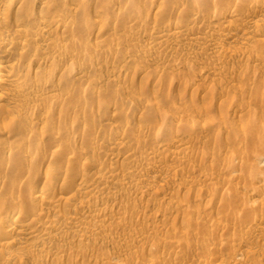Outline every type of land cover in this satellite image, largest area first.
Wrapping results in <instances>:
<instances>
[{"label": "bare ground", "instance_id": "obj_1", "mask_svg": "<svg viewBox=\"0 0 264 264\" xmlns=\"http://www.w3.org/2000/svg\"><path fill=\"white\" fill-rule=\"evenodd\" d=\"M96 1L100 2V0ZM251 1L250 5L245 3L249 6V9H259L260 6L262 7L264 4V0ZM90 3H92V0ZM88 4L89 3H87L86 0H0V119L3 120L0 127L3 130H0L2 131L1 134L3 133L6 137L11 135L9 132L10 128H18L25 132V136L23 138L21 137L19 147L14 144L0 146V264H28V260H31L30 264H54V261H58L63 255H67L68 250L72 249L71 246L74 244L84 242L90 244L94 241L96 242L97 238L101 240V238L106 235V226L108 228L109 226L113 227L110 224L111 221H113V223H115L114 221H117L116 223L119 225V228L120 226L122 227V225L124 226L125 223H123L122 220H124L126 216L128 217V214L126 215V209H129L124 207L126 209L123 210L122 206L119 208V204L121 205L119 199L122 200L124 197L134 199L138 197L140 198L138 201L143 199L145 201L146 196L154 195L157 197H154L157 199L156 202L160 201L161 203L168 199H174L175 192L177 191L174 190L175 192H172L166 186H162L163 182L159 188L157 186L160 185H156L155 182L162 179L165 180L166 177H168L167 180H169L170 177L172 179L179 174L185 175L187 169L185 168L186 165L184 166V162L187 161V159H190L195 153L198 155L199 153L202 154L203 151H189V148L181 147L180 145L184 144L188 140V135L193 132H198L203 136L204 134H208L209 130L210 132L212 130L210 129L212 124L208 121L209 117L205 118L201 115H192L185 118V114H183L184 112L182 114H180V112L177 115L174 113V123H178L176 125H179L180 127H176L180 128L181 130H179L181 132L178 130L180 133L177 132L179 134L176 137V134H173L175 137L174 139H171L173 137L169 138L168 136L167 139H171L170 143L172 145H166L167 143L163 145L161 143V136L158 134V136L156 135L153 139L147 135L146 137L151 140H146V145H149L150 147L152 146V148H149L150 150H146V148L145 150L144 148L141 150L132 145L134 140L133 142H130L127 131L118 126V123L116 124V122L112 121V117L108 118L107 115L103 117H91V111H93L95 107L89 104V102H84L83 99H81L83 96L82 94L79 95L77 92L73 93L72 89L71 91H65L62 88L65 92H62L63 90L59 91L61 90L60 87L65 85L66 80L73 77L78 83H87V93L89 95L94 96L96 94V96H99L105 93L106 84L114 85L115 81L118 83V80L121 81L120 79L124 74L120 73L122 74L120 75L121 78L118 74L116 75L114 73H109L105 77L102 75L103 79L101 81H99L100 79H98V81H92V79L90 80L88 78L87 72L91 69H95L96 71H99V73L102 72L103 68L99 66L97 57L105 54L106 50L104 47L110 43L108 41L109 36L106 37L107 35H104L106 32L102 30L104 24L103 20L100 18L103 17H100L99 19L95 18V21L91 25L92 27H90H97V29H100V33H103L102 35H97L94 55L86 57L84 59L85 61H81L82 63H80L79 58L76 61L75 58L78 53L75 51V48L78 47L77 45H79L82 40L80 35H77V32L82 29V27H79L75 16L81 10L85 11L84 8L88 6ZM151 5L153 4L151 3ZM228 5L229 4L227 3L224 7L220 6L221 8L219 10H223L224 12H222V14L230 20H227L228 22L225 20L226 23L223 24H216L215 18L217 16H212V12L208 15H203V12L206 10L202 12L198 3L189 10L187 9V6L186 8L181 3L178 4L176 6L178 12L184 10L188 12L190 16L188 17L190 18L188 20L190 27L189 25H186L188 22L184 23L185 20L181 21V19L177 18V20L169 22L155 23L154 30L150 33L147 32L148 34L136 33V35L131 37L128 36L133 41L137 40L145 42V48L144 50H141L142 48L140 49V47L129 46L126 48V54H124L123 58L121 57V60L115 59L117 61L114 62V65L118 64V62L119 64L125 65L131 60L134 63L137 61L138 63L148 62L152 57L157 58L161 54L164 55V53L175 54V56L176 54H179L180 57L181 55L190 56L189 54L192 55V53L196 52L198 49L200 50V48L202 49V47L206 48V52H204L205 56H211L214 58L228 56L241 60L244 59L249 45H253H251L250 42L253 43L254 41H258V43H264V35L258 32V28L264 25V17L258 20L248 16L243 17L241 15L242 13L240 14L241 11H237V6L239 5L238 1L237 3H231L230 6ZM211 7L206 8L210 9ZM239 7L241 8V4ZM161 8L159 11L162 10ZM171 9L172 8H170V10ZM120 15L121 13L116 14L111 21L110 19L109 21L118 22ZM209 15L211 17L206 18ZM106 26H108V24ZM192 26L200 27L201 31L197 33H194L192 29V31H190ZM108 29V33L110 31L112 32L110 27ZM258 43L256 42V44ZM182 44L184 45L181 46ZM115 46L112 48L114 51L122 49L119 44ZM177 46L180 48H177ZM236 46L239 47L238 49L241 53L237 50H232V47L234 48ZM194 55L196 56V54ZM197 57L198 56L193 59L195 60ZM245 59H247V57ZM162 61H165V59L160 60L158 63L160 64ZM259 61L264 63V59ZM164 63L165 62H163V64ZM147 64L148 63H146V66ZM138 66L141 67L140 65ZM115 67H117V65ZM147 67H149V65ZM172 67H175L174 69L178 68L174 65ZM218 69L211 70L210 68L206 70L207 76H214L218 72L222 73V69L220 71ZM169 72H167V74H169ZM131 75L127 72V74L123 76L124 80L122 81H130V79H132ZM133 76L135 77V75ZM50 78H56L58 83H52ZM134 79L135 78L132 80ZM197 81L199 80L197 79ZM193 82L196 81L194 80ZM168 94L167 91L164 93L165 96ZM223 95L225 96V94ZM144 97L146 98V96H142V94L137 95L136 93L133 100L137 101L136 103H141L143 101L147 102L149 99L145 100ZM117 101L108 99L106 101L107 106L103 107L105 108L104 111H119L121 107L118 104L119 101ZM151 101L157 102L152 99ZM152 102L150 103L153 104L154 102ZM104 104L101 106H104ZM243 110L241 109L239 112H242L241 114H246ZM62 112L71 116L74 123L82 125V129L75 131L72 126H67L60 118L57 124H55L56 120L54 119V115H59L60 117ZM145 124V121L142 122L141 120L136 125L140 130L146 128L147 125L145 126ZM256 125H261V129L264 130V118H262V116L250 115L247 118V122L245 124H239L237 128L240 133L244 134V136H248ZM7 127L10 128L7 129ZM52 127L55 128L53 129ZM93 127H97L99 131L95 133ZM47 129L53 130L48 133L49 131ZM133 129L132 125L131 130L133 131ZM128 130H130V128ZM136 130L138 129L135 128V131ZM133 134L136 135L135 132ZM138 134L135 136L136 140L146 142V138H141ZM141 135L143 136V134ZM44 138H49L52 143L50 142L51 144L48 146L46 145V147H44L45 144L42 146L43 144L41 145L40 141ZM137 141H135V145L138 143L141 145V142ZM150 142L156 146L153 147V145H150ZM142 145L141 147H143ZM91 152L94 154L96 153L99 158L103 159V161L99 158L97 161L94 157L93 161L95 163L90 161L91 158L89 156ZM138 153L142 155V159L136 161L137 156H139ZM160 154H167L171 159L177 161V164L158 165L161 162H157V164L155 161ZM216 156L217 154L213 149V152L210 151L203 157L209 159L216 158ZM88 157V162L90 164H86L85 162ZM229 158L226 159L229 161ZM82 159H85V166L82 165L84 164L82 163ZM121 160L125 163L127 162V166L129 163H135V165H137L126 169L127 166L125 165V167ZM234 160L237 161L236 164L239 163L240 165L244 162L242 156H238L236 159L234 158ZM256 160L261 169V173L258 172L260 177V180L258 181L260 182V185L258 184V189L260 188L264 190V171H262L264 169V154L258 155ZM118 161H120V163ZM80 163L82 166H80ZM155 163L157 165H155ZM42 171V181L34 188H31L34 182L37 183L35 179L37 178V175L42 173ZM205 172L203 170V173L202 171L201 174L199 173L204 184L208 180L213 181L215 177L212 176L213 174L211 175ZM191 174L189 175L192 176ZM233 176L236 175L234 174ZM133 177L136 178L137 181H135ZM239 177H241V175H239ZM181 179H184V177ZM172 180L175 181L177 179L175 178ZM181 181L183 183L181 182L179 189L182 188L187 189V191H192V189L197 190L202 187L200 186L202 182L200 183V180L197 181L196 176L195 180L186 179L185 182L183 180ZM176 182H174V185L179 184ZM168 183H170V180ZM248 184L250 185V183H247V185ZM168 185L170 187V184ZM111 186H116V188L119 187L121 190H124L125 193L123 194L125 195H117L116 191V194L114 195V190L111 192ZM177 186L178 185L174 187L176 188ZM120 189L116 190H119L120 192ZM258 189H254V192H252L253 194H250H252L253 199L251 206L254 207L257 205L259 208V206L262 207L259 203L264 201V192L260 190V193L258 192ZM203 190L200 189L197 193H200ZM179 191L180 190H178V192ZM205 191L206 193H210V189L209 191L208 189ZM159 196H161V198H159ZM154 198L152 200L153 202ZM158 198L160 200H158ZM180 198L179 200H181ZM93 199L98 200V203H93ZM152 201L150 200L149 202ZM160 202L156 205H160ZM111 203L112 205H110ZM184 203L186 204L188 202L184 201ZM169 204L170 203H168V206L166 204L167 208H169ZM263 204L264 202L262 205ZM182 205V202H178L176 206L182 208ZM251 206L250 208L252 209L253 207ZM171 207L173 211L177 208L174 206ZM185 207L187 208V206ZM167 208L164 209L167 210ZM164 209L161 211L162 213L164 212ZM172 209L170 210L172 211ZM197 211L199 212H197V215H199L202 210ZM169 213L170 211H168V214ZM146 214L147 213H144V217ZM160 214L155 212L152 216L149 214L151 216L150 222H156L163 216ZM205 214H208V212L204 213V215ZM164 215L166 216V214ZM150 216H148V218H150ZM22 217L25 219L22 220ZM137 218L140 220L139 216ZM147 220L146 223L148 224ZM143 222H145V218ZM158 223L160 224L161 221ZM253 223L255 224L254 226L252 225ZM253 223H251L249 230H247L248 233L250 235L252 233L257 235H252L253 238L261 236V234L264 233V219L261 217L256 219V222L254 221ZM154 224L157 225V223ZM132 236L133 237L126 236L127 238H120L118 239V242L123 246H128L131 242H142V238L140 240V237ZM247 236L245 238H247ZM231 240H233V238ZM108 242L110 243V241ZM115 242H117V240ZM177 242L175 241V243ZM109 243L108 245H110ZM178 244V248H180V243ZM178 244H176V246ZM233 251L232 257L236 260H240L242 257L244 258L245 255L247 256V253L250 254V251L252 252L251 248L250 251L246 249ZM66 252L67 254H65ZM112 254L107 257H104L103 255V259L102 257L100 258L104 260L102 263L107 261L112 264H123L121 259H119V256H121L120 252ZM169 258L170 257H168L167 260H169ZM97 260L98 259H96V261Z\"/></svg>", "mask_w": 264, "mask_h": 264}, {"label": "rangeland", "instance_id": "obj_2", "mask_svg": "<svg viewBox=\"0 0 264 264\" xmlns=\"http://www.w3.org/2000/svg\"><path fill=\"white\" fill-rule=\"evenodd\" d=\"M86 1L89 4L84 8L85 11L81 10L75 16V19L79 24V27L80 26L82 27V29H80L77 32L78 33L77 35H80L82 40L80 44L77 45L78 47L75 48V51L78 53L75 58L76 61L79 58L80 63H82L83 61H85L84 59L86 57L94 55V50H95L94 48H96L95 47L96 38L99 35H102L103 33L101 34L100 29H97V27L96 28H90V27H92L91 25L95 21L94 20L95 18L99 19L100 17H103L100 18L101 20H103V24H104L103 26L104 28H102V30L106 32V34L104 33V35H107L106 37L109 36L108 41L110 43H108V45L104 47L107 53L105 52L104 55H100L97 57L99 66L103 68L102 72L99 73V71H96L95 69H91L90 71L87 72L88 78L90 80L92 79V81H98V79H100L99 81H101L103 79L102 75H104L103 77H105L109 73L112 74L114 73L116 75L118 74L119 76L122 75L123 73L124 74L122 75V78L120 76L121 81L118 80V83H116L117 81H115L114 85L106 84L108 85L106 86L104 83L105 88L107 90L105 89V93L99 96L98 95L96 96V94L94 96L89 95L87 93L88 91L87 83L86 84L78 83L74 80L73 77L68 78L66 80L65 85L61 86L60 87L61 90L59 91H62L63 89L65 91L66 90L71 91L72 89L73 93L77 92L79 95L82 94L83 96L81 99H83L84 102L85 101L87 103L89 102V104L95 107V109L91 111V117H97V116L103 117L106 115L108 116V118L112 117L111 118L113 119L112 121L116 122V124L118 123V126L124 128L127 131V134H129L128 137L130 139V142H133L134 140L132 145L140 148L141 150H143V148L144 150L145 148L146 150L147 149L150 150L149 148H152V146L150 147L149 145H146L147 144L146 140H149V138L146 137L147 135L148 137L150 138L152 137L153 139L158 134L159 136H161V141H162L161 143L163 145H165V143H167L166 145H170V146L172 145L170 143L171 139H174L181 132L180 131L181 129L176 127L179 126L176 125L178 123L176 124L174 123L173 120L174 119L173 117L175 116L174 113H176L177 115L180 112H181L180 114L184 112L183 114H185L184 115L185 118L192 115H201L205 118L209 117L208 121L210 124H212L210 127V129H212L211 132L209 130L208 134H204L203 136L198 132L197 133L193 132L192 134L188 135V140L180 146L189 148L188 149L189 151H197V150L198 152L203 151L204 155H207V153H209L210 151L213 152L214 149L217 156L216 158L206 159L203 157L204 156L203 152L202 154L199 153L198 155L195 153L194 155H192L190 159H187V161L184 162V166L185 165L187 166V167L185 166V168L187 169L185 175L182 174L177 175L178 178L176 176L175 178L177 180L175 181L172 180L175 178L171 179L170 177L169 178L170 183H168L169 181L167 180L168 177H166L165 180L162 179L155 182L156 185H160L157 186L159 188L161 187V183L163 182L162 186H166L172 192L174 190L177 192L178 190H180L177 195H176L177 192L174 191L175 192L174 199L172 200L168 199L171 202L174 200L172 202L173 205L168 200H165V202L162 201L163 204L160 201L156 202L157 197L154 195H149L150 197L146 196L145 201L144 199L138 201L140 200V198L138 197H136L135 199L130 197H127L128 199L126 197L122 198V200L119 199V202L121 203V205L119 204V208L120 206L123 207L122 208L123 210L129 208L126 209L127 211L125 210L127 212L126 215L128 214V217L126 216L125 217L126 220L125 218L124 220H122L123 223H125L124 226L122 225V227L120 226L119 228V225L116 223L117 221H114L115 223L111 221L110 224L113 227L109 226L110 228L109 229L106 226L107 231L105 232L106 235H104L105 239L104 237L101 238V240L97 238L96 242L95 241L92 243L89 242L90 244H87V242L74 244L73 245L74 247L70 245L71 248L74 250L72 249L68 250V254L66 252L65 254L67 255H63L61 259H59L58 261H54V264L55 262L56 264H112L107 261L105 263H102V261L104 262V260H102L103 255L104 257H107L108 255L110 256L112 253L116 254L119 252L121 253L119 259H121V262L123 264H198V263L199 264H235V263L264 264V238H263L264 233L261 234V236L254 237L255 238L254 239L253 236H257V235L255 233L254 234L252 233L250 235L247 231L249 230L251 223H253L254 221L256 222V219H259L261 217L262 219H264L263 218L264 204L262 205L264 201L261 200L263 202L259 203V205H261L262 207H260L259 205H258L259 208L257 207V205L254 207L251 206V203L253 201L252 192H254V189L257 190L258 186L260 185L259 184L260 182H258L260 180L258 172L261 173L260 171L261 169L256 159L258 155L264 154V130L261 129V125H256L251 130L252 131L251 134H249L248 136H244V134L240 133L237 128L239 124H245L247 122V118L250 115H256L259 117L262 116V118H264V63L262 62L263 60L259 61L261 59H264V43H261L260 41H259L260 43L256 41L258 44H256L255 41H254L255 43L250 42V44L253 45L252 46L249 45V48L250 47L251 48L247 49L248 50L246 51L247 53L245 52L246 53L245 58L247 57V59L244 58L242 60L231 58L228 56L215 57V58L211 56H205L204 52H206V48L202 47L203 50L200 48V50L199 49L196 50V52L192 53V55L189 54L190 56L181 55L180 57L179 54H176L175 56V54L164 53V55L161 54L162 56L159 55L160 57L159 56L157 57L158 60L157 58L152 57L153 59L152 58L151 59L153 61L149 59L148 62L138 63V61L136 62L134 60L136 62L134 63L131 60L125 65L119 64V62H118L119 65L116 64L117 67H115L116 65H114L115 61H117L118 59L121 60L124 57V54H126L125 50L129 46L132 45L137 48L140 47V49L142 48L141 50H144L145 42H140L137 40L133 41L131 40V38H129L133 35H136V33L148 34L154 30L155 28L154 26L156 25L155 23L169 22L172 20H177V18L181 19V21L185 20L184 23L188 22L186 23V25H189L188 20L190 18L188 17L190 16L188 12H186L185 10L182 12L180 11L178 12V10L176 9V6L180 3L185 7L187 6L188 8L187 7L186 8L188 10L198 3V6L202 9V12L206 10L205 12H203V15H208L209 13L212 12L211 14L212 16L214 15L217 16L215 18L216 24H223L230 20V19L228 20V17L222 14V12H224L223 10H219L221 7L226 6L227 3L229 4L228 6H230L231 3L233 2L237 3L238 1L239 5L237 6L238 7L237 11L240 10L241 11L240 14L242 13L241 15L243 17L248 16L256 20L264 17V4L262 7L260 6L259 9L250 8L251 9L250 10L248 5L251 4L252 2L251 0H236V1L235 0H201V1L199 0L200 2L198 0H148L150 2H148L147 0L146 1L145 0H100V2L96 0H92V3H90L91 0H86ZM151 3L153 5H151ZM245 3H247L248 5ZM240 4L242 9L239 7ZM206 7L207 8L211 7V8L207 9ZM160 8L162 10L159 11ZM170 8L172 9L170 10ZM213 11L215 14L213 13ZM118 13H121L118 22L117 21L110 22L111 19ZM221 14L223 17L221 16ZM208 17L211 16L209 15L206 18ZM104 21L106 24L104 23ZM85 24L87 27L85 26ZM107 24L108 26H106ZM109 27L110 30L112 29V32L110 31L108 33ZM191 29L193 30L194 33L201 31L200 27L198 26H192L190 28V31H192ZM258 32L264 35V25L258 28ZM118 44L121 46L122 49L120 48L121 50L114 51L112 48ZM183 45L184 44H182L181 46ZM179 46H177V48H180ZM238 48L239 47L237 46L234 48L232 47V50L233 51L237 50L239 53H241ZM194 54L198 56L197 57L198 59L196 58L197 60L193 59L196 57ZM161 57L162 58L166 57L167 59L166 58L162 59ZM164 59L165 61H162V63L160 64L158 63L160 60H164ZM163 62L165 63L163 64ZM146 63H148L147 66L149 65V67L146 66ZM151 63L154 65H152ZM138 65H140L141 67H139ZM173 65L178 68L174 69L175 67H172ZM144 66L147 68H145ZM210 68L211 70L218 69L219 71L222 69L221 70L222 73L218 72L216 73V75H214L215 77L209 76L210 77L209 78L206 74V70ZM172 69L175 71H173ZM127 72L129 75L131 74L135 75V77L131 75L132 79L133 78L135 79L134 80L130 79V81L127 80V82L122 81L124 80L123 76L127 74ZM167 72H169V74H167ZM155 75H157L159 78ZM197 79L199 81H197ZM194 80L196 82H193ZM50 81H52V83L54 82L55 84L58 83L56 78H50ZM64 90L62 92H65ZM166 91L169 93L168 95H166L167 97L164 95ZM136 93L137 95L142 94V96H146V98L144 97L145 100L149 99L150 101L148 100L147 102L143 101L141 103H136L137 101L133 100L134 99L133 97L134 95H136ZM223 94H225V96ZM108 99L119 101L118 104L120 105L121 108L119 109V111L118 110L116 111L117 113L113 110L112 111L107 110L108 112L104 111L105 108L103 107L107 106L106 101ZM151 99L156 100L157 102L153 101L154 102L153 103ZM150 102H152L155 106ZM103 104L104 106H101ZM200 109H203L204 111ZM241 109L242 110L244 109L243 111L246 114H241L242 112L241 113L239 112L241 111ZM103 111L105 112V114ZM59 118L61 119L62 122L64 121L67 126L69 125L72 126L75 131H79L82 129V125L74 123L71 116L65 114L64 112H62L60 117L59 115H54V119L56 120L55 124H57ZM139 120L140 121L142 120V122L145 121L146 123L145 126L147 125L145 129L139 130V128L136 125L138 122H140ZM1 123H3L2 119H0V127H1ZM132 125L134 128L133 131L131 130ZM8 128L10 127H7V129ZM93 128L95 130V133L99 131L97 127H93ZM129 128L130 130H128ZM135 128L138 130L135 131ZM53 129H47L49 131L48 133H50ZM1 130H0V142H1L0 146H9L12 144L18 147L20 146L19 144L21 137L23 138L25 136L24 134L25 132L23 130L18 128L17 129L10 128L9 132L11 135L7 137L3 133L1 134L2 132ZM134 132L136 135L139 133L140 135L138 134V136H140L141 138L143 137L146 138L145 139L146 142L137 141L135 138L136 135L133 134ZM141 134H143V136ZM173 134H176L175 137ZM198 134L200 137L198 136ZM168 136L169 138L170 137L173 138L169 139L170 140L169 141L167 139ZM164 137H165V141H164ZM135 141L141 142V145L143 143L142 145L143 147H141L139 143L135 145L136 143ZM50 142L51 140H49V138H44L43 140L40 141V144L41 145L43 144L42 146H44L45 144L44 147H46V145L48 146L49 144L52 143ZM150 145H153V147L156 146L151 142ZM93 154H94L93 152L90 153L89 156L91 158L90 161H92L93 163H95L93 161L94 159H96L97 161L99 159L103 161V159L99 158L96 153L94 155ZM138 155L140 157L137 156L136 161L142 159V155L139 153ZM161 155L162 154H160L155 161L156 163L161 162L160 164L157 163L158 165L163 166L166 164L167 165L177 164V161L171 159V157L168 156L167 154L162 156ZM238 156L239 157L242 156V158H244V162L242 165H240L239 163L236 164L237 161L234 160V158L236 159V157ZM89 157L86 160L85 159H82L83 161L81 160L82 163H84L82 164L83 166H85V162L86 164H90L88 162ZM226 158L227 159L229 158V161ZM118 162L120 163V161ZM121 162L122 164H124V166L125 165L127 166L128 164L127 162L125 163L122 160ZM156 163L155 165H157ZM82 165L80 163V166ZM136 165L135 163H129L128 165L129 167L128 166L125 167L126 169L127 168L129 169L131 167H135ZM194 169L197 170L195 171ZM200 170L202 171V173L204 170V172L206 171L205 173H209L211 175L213 174L212 176H215L214 177L215 180L213 179V181L204 180L206 181L205 184L207 187L202 181L203 179L200 176L201 174ZM262 171H264V169ZM197 173L199 176L197 175ZM189 174H191L192 176H190ZM234 174L238 176L237 177L233 176ZM180 175L184 177L185 180L186 179L195 180V176H196V180L197 181L200 180L199 181L200 183L202 182L201 183L202 185L200 184V186H202L200 189L203 190L206 187L205 190L208 189L209 191L210 189V193L207 192L208 193L207 194L205 190H203L205 194L203 191L197 193L200 189L197 190L192 189V191L189 190L190 192L187 191V189H182V188L179 189V185L182 182L181 180L185 182L184 179H181L182 177ZM239 175H241V177H239ZM232 176L235 178H233ZM42 179H43V171L41 174L37 175V178L35 179L37 183L34 182L31 188H34L38 183L42 181ZM133 179L137 181L136 178L133 177ZM173 181L174 182L177 181L179 183L176 184L178 185L176 188L174 187L176 185H174ZM247 183H250V185L248 184L249 185L248 186ZM166 184L167 185L170 184V187L169 185L167 186ZM250 188L252 189V191ZM116 189H120V188L119 187L116 188V186H111V192L112 190H114V195L116 194V192L117 195L125 193L124 190L120 189L119 192V190L117 191ZM260 190L264 192V190L260 188L258 189V192L261 193ZM178 196L179 198L181 197L180 198L181 200H179ZM148 197L150 198L151 201L153 200L154 197L156 198H154V202L153 201L149 202L150 200ZM159 198H161V196H159ZM159 198L158 200H160ZM97 201L98 200L95 199L92 200L93 203H98ZM184 201L188 203L185 204ZM159 202L160 205H156L159 204ZM178 202H182L183 204L182 208L181 207L178 208L176 206ZM168 203H170L169 208L166 207V204L168 206ZM110 205H112V203ZM184 205L187 206L188 209ZM171 206L177 207L179 210L175 208L173 211ZM250 206L253 208L251 209ZM164 208H167V210L170 211V213L168 214V211L165 210ZM163 209L164 212L166 211L167 213L166 212L162 213L161 211ZM170 209H172V211ZM197 210L200 211L202 210L199 215H197L199 213ZM154 212L158 214H160L161 212L160 215L161 216L163 215L157 220L158 222L161 221L160 224L157 221L150 222L151 216L152 214H154ZM206 212H208V214L204 215V213ZM144 213H147L146 214L147 217L146 216L144 217ZM164 214H166V216ZM138 216L140 220L137 218ZM148 216H150V218H148ZM144 218H145V222H143ZM21 219L23 220L25 218L22 217ZM146 220L148 221L149 225L146 223ZM154 223H157V225H155ZM252 225L254 226L255 224L253 223ZM244 232L247 234H245ZM132 235H134V237L135 236L140 237V240L142 238L141 240L142 242L141 243L131 242L128 246L127 245L123 246L120 244V242H118V239L127 238L126 236L133 237ZM246 236L247 238H245ZM232 238L233 240H231ZM116 240L117 242H115ZM108 241H110V243ZM175 241L178 242L175 243ZM108 243L110 245H108ZM178 243H180V248H178L179 246ZM176 244L178 245L176 246ZM250 248L252 252L250 251ZM238 249L249 250L250 254L247 253V256L245 255L246 257L244 256V258L242 257L240 260L233 259L232 257L233 255L232 253L234 252L233 250L238 251ZM75 253L78 254L76 255ZM73 257L75 259L76 258L78 259L75 260ZM101 257L102 259H100ZM168 257H170L169 258L170 261L167 260ZM96 259H98L99 262L98 260L96 261ZM28 262L27 263L30 264L31 260H28Z\"/></svg>", "mask_w": 264, "mask_h": 264}]
</instances>
